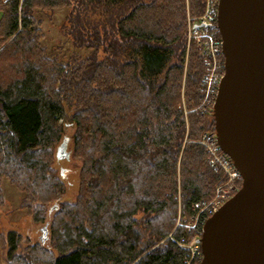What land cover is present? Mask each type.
<instances>
[{
	"label": "trees",
	"instance_id": "16d2710c",
	"mask_svg": "<svg viewBox=\"0 0 264 264\" xmlns=\"http://www.w3.org/2000/svg\"><path fill=\"white\" fill-rule=\"evenodd\" d=\"M183 2L22 0L20 16L17 0L0 3V46L9 39L0 48V181L26 191L32 218L51 215L50 247L16 254L20 236L8 232V264H185L180 239L201 235L185 227L193 205L225 176L199 142L212 115L191 110L204 55L193 43L186 57ZM190 2L202 10L203 0ZM62 7L67 35L91 51L69 63L45 52L35 15ZM67 127L82 162L78 190L55 201L64 182L53 148Z\"/></svg>",
	"mask_w": 264,
	"mask_h": 264
},
{
	"label": "water",
	"instance_id": "95a60500",
	"mask_svg": "<svg viewBox=\"0 0 264 264\" xmlns=\"http://www.w3.org/2000/svg\"><path fill=\"white\" fill-rule=\"evenodd\" d=\"M217 27L225 67L213 129L242 182L203 222L200 264H264V0H219Z\"/></svg>",
	"mask_w": 264,
	"mask_h": 264
},
{
	"label": "rangeland",
	"instance_id": "374dc122",
	"mask_svg": "<svg viewBox=\"0 0 264 264\" xmlns=\"http://www.w3.org/2000/svg\"><path fill=\"white\" fill-rule=\"evenodd\" d=\"M183 3L185 7V50L187 57L189 48L193 44V41L189 40L188 38L189 28L193 19L199 13H201L202 10L200 12L193 13L191 10L192 8L190 0H184ZM21 4L22 0H17L19 16L21 13ZM67 14L68 9L63 7L51 10L38 9L35 13L36 17L41 21V29L43 32L41 43H43L42 45L45 48V52L48 54V56H51V58L55 57L59 60V62L61 61L63 63L72 62L74 59H81L91 53V51L87 48L76 47L70 36L67 35ZM19 29L20 27H18V30ZM5 43H3L0 48L4 46ZM98 54L101 56L102 53ZM185 72L186 68H184L183 73V86ZM195 106L191 110L195 109ZM185 111H187V109H185ZM59 121L63 122V119L60 118ZM73 132L74 129L72 127L65 128L60 142H58L53 148L54 160L52 167L64 182V191L63 193H56L57 199H55V201H73L76 198L79 172L82 162L73 154ZM65 136H68L69 138L66 139L64 138ZM58 148L62 149L61 157L57 156L59 155ZM220 185L221 183L215 186L213 194L208 201H210L215 196ZM0 188L3 196V202L0 206V264H8V244L6 243L7 234L9 231H14L20 236V241L15 251L16 254H22L27 246L34 243H40L43 246L50 247L49 226L47 227L46 233L47 239L44 242H41L40 236L42 234L41 227L46 223V221L48 222L51 219V215L46 212L43 221H38L32 218V210L36 203L30 202V200L26 197V191L14 185L13 181H11L9 178L4 177L1 179Z\"/></svg>",
	"mask_w": 264,
	"mask_h": 264
},
{
	"label": "built area",
	"instance_id": "2783aa9c",
	"mask_svg": "<svg viewBox=\"0 0 264 264\" xmlns=\"http://www.w3.org/2000/svg\"><path fill=\"white\" fill-rule=\"evenodd\" d=\"M10 0H0L7 4ZM219 0H203L202 11L192 21L189 28V40L193 41L201 49L204 60V70L199 78L200 101L196 106L200 113L212 115V107L217 96L219 83L224 75V56L222 51V39L217 27ZM199 142L204 146L205 162L214 169H219L225 174V180L216 191L210 201L201 200L193 205L196 211L191 216V221L185 224L187 230L198 228L202 232L207 217L217 211L239 188L242 180L241 173L234 166L230 157L221 150L214 129L202 133ZM197 236L187 242L181 238L180 245L189 252L185 264H200L202 253Z\"/></svg>",
	"mask_w": 264,
	"mask_h": 264
}]
</instances>
